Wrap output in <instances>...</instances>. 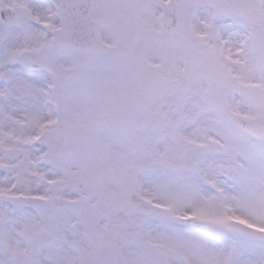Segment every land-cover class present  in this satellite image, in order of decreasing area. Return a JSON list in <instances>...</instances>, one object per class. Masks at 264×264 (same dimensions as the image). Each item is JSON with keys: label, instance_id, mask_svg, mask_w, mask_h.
<instances>
[{"label": "snow or ice", "instance_id": "6c2138e0", "mask_svg": "<svg viewBox=\"0 0 264 264\" xmlns=\"http://www.w3.org/2000/svg\"><path fill=\"white\" fill-rule=\"evenodd\" d=\"M0 264H264V0H0Z\"/></svg>", "mask_w": 264, "mask_h": 264}]
</instances>
